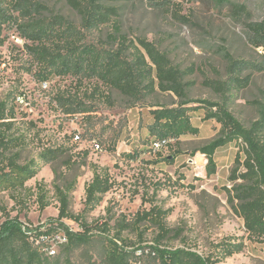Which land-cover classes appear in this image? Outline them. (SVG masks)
I'll list each match as a JSON object with an SVG mask.
<instances>
[{"label":"rangeland","instance_id":"374dc122","mask_svg":"<svg viewBox=\"0 0 264 264\" xmlns=\"http://www.w3.org/2000/svg\"><path fill=\"white\" fill-rule=\"evenodd\" d=\"M28 1L41 13L23 20L19 31H5L0 107L10 116L7 135L20 138L19 162L35 163L37 171L23 188L0 193V224L7 217H17L28 230L55 223L57 189H62L68 192V211L79 222H108L107 234L93 230L74 249L72 264H106L103 236L115 239L116 233L131 264H157L148 254L154 245L213 259L227 241L240 243L241 250L215 264H264V237L245 231L225 191L232 185L228 176L237 153L243 156L240 140L215 150L212 173L199 151L221 137V125L209 116L218 106L246 128L255 124L264 142V45L250 43L246 25L264 19V0H102L97 3L111 12L98 28L84 26L71 0ZM56 23L79 32L81 43L92 47L91 57L100 59L123 37L152 64L147 48L139 45L144 41L182 73L185 97L159 88L155 67L154 91L138 100L96 78L49 66L50 61L41 65L38 56L50 47L47 40L58 30ZM230 59L244 65L231 73L232 79ZM69 95L86 109L69 106ZM184 102L187 110L171 111ZM153 109L159 111L153 114ZM48 150L56 156L45 160L42 154ZM95 172L106 174L112 187L86 209L85 189ZM41 199L48 203L43 209ZM152 205L167 211L169 233L160 243L159 230L136 216ZM63 222L78 228L76 221Z\"/></svg>","mask_w":264,"mask_h":264},{"label":"trees","instance_id":"16d2710c","mask_svg":"<svg viewBox=\"0 0 264 264\" xmlns=\"http://www.w3.org/2000/svg\"><path fill=\"white\" fill-rule=\"evenodd\" d=\"M0 0V46L6 41L5 31L22 28L23 20H34L37 13L34 12L35 4L25 0ZM102 0H88L80 2L71 0L70 5L75 7L81 14L83 24L86 28L99 27L106 22V16L111 10H103L97 3ZM222 1V0H220ZM39 7V5H37ZM241 8V7H239ZM243 11L244 8H241ZM57 24V23H56ZM248 34L253 46L264 45V19L246 24ZM57 24V29L47 40L50 47H46L38 56L39 63L50 61L52 64L59 65L64 71L70 72L73 76H86L96 78L102 85L116 88L125 95L133 99L143 100L154 91L155 82L153 69L158 77V87L175 93L184 98V83L182 73L178 71L166 55L155 50L144 41L139 42L140 46L147 48L148 57L152 64L145 61L144 56L132 51L135 44L126 42L123 37L118 41L115 50H107L105 58L97 56L91 57L92 47L82 42L79 32L73 28ZM32 33V32H31ZM35 40H39L34 38ZM81 43V44H80ZM85 45V46H84ZM79 47H82L81 49ZM131 51V52H130ZM126 54L131 55L128 59ZM264 57V55H263ZM49 58L48 60H46ZM53 58L52 60H50ZM238 60H229V73L231 79L236 70L238 71L243 64ZM69 95L66 101L70 106L79 108L80 112L86 109L84 103L74 102ZM65 102V103H67ZM187 102L182 103L171 111L182 112L187 110ZM218 112H210V117L214 118L221 125V137L211 141L201 147L199 151L207 158V169L210 173L215 171L214 152L223 143L233 140H240L243 156L237 153L234 166L231 169L228 179L232 183L230 188H225L228 200L235 212L242 218L245 231L256 237H264V142L257 135L258 129L253 124L246 128L239 120L232 116L223 106H218ZM7 109L0 107V193L3 191H17L24 187L25 182L36 174V166L33 164H21L18 150L21 142L20 138L9 137L8 131L12 124L6 119L10 116L5 113ZM12 110H8L12 114ZM153 114L159 109L151 110ZM209 111H212L210 109ZM13 115V114H12ZM56 151L48 150L42 154L47 160L54 158ZM112 187L106 174L94 173L91 182L85 189V207H93L101 200V195ZM60 207L58 210L57 221L45 227L36 229L34 232L22 230V223L17 217L5 218L0 224V264H72L70 256L74 249L85 243L91 231L99 230V233L107 234V223L88 224L79 222V217L72 215L68 211L69 196L68 192L57 189ZM41 195V193H40ZM41 208H45L48 203L41 199ZM167 211L159 206L152 205L148 210L141 213L137 212L138 222L147 221L153 224L158 230L161 238L169 233L165 226L164 219ZM70 219L78 222V229L71 230L63 219ZM63 231L67 236V242L58 248L55 256H47L41 248L35 244L36 238L42 234H50ZM106 243L103 246V258L106 264H131L130 252L125 247L118 245L122 241L120 234L116 233L115 239L108 235L103 236ZM151 258L157 264H215L216 262L231 256L241 250L240 243L222 242L219 245V253L213 259L203 257L196 252L185 248H168L159 245L150 246Z\"/></svg>","mask_w":264,"mask_h":264},{"label":"built area","instance_id":"2783aa9c","mask_svg":"<svg viewBox=\"0 0 264 264\" xmlns=\"http://www.w3.org/2000/svg\"><path fill=\"white\" fill-rule=\"evenodd\" d=\"M19 99V97H17ZM78 138V136H76ZM71 230H77L75 228H71L68 224H66ZM22 230L26 232H34L35 230H28L26 229L25 225H21ZM38 229H44V228H38ZM67 242V236L63 231L56 232V233H50V234H42L35 240V244L38 245L41 250L47 255V256H55L58 252V248L60 245L65 244Z\"/></svg>","mask_w":264,"mask_h":264}]
</instances>
